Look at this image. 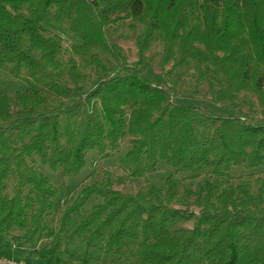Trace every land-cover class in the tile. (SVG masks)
<instances>
[{
	"label": "trees",
	"instance_id": "trees-1",
	"mask_svg": "<svg viewBox=\"0 0 264 264\" xmlns=\"http://www.w3.org/2000/svg\"><path fill=\"white\" fill-rule=\"evenodd\" d=\"M0 69L25 81L0 94V238L47 237L51 264H264V0H0ZM88 150L172 170L61 207L35 162L67 178Z\"/></svg>",
	"mask_w": 264,
	"mask_h": 264
},
{
	"label": "rangeland",
	"instance_id": "rangeland-1",
	"mask_svg": "<svg viewBox=\"0 0 264 264\" xmlns=\"http://www.w3.org/2000/svg\"><path fill=\"white\" fill-rule=\"evenodd\" d=\"M64 38V45L68 43L66 37L62 34ZM119 44L125 49L127 54L128 63H132L138 58L137 48L135 42L131 38H122L119 39ZM147 54V52H146ZM171 65V62L165 65V68H168ZM154 71H159L160 67L155 61L152 65ZM181 70V69H180ZM179 70V71H180ZM25 87V81L23 79L14 78L9 75L6 71L0 69V94H13L17 90H22ZM200 92L196 93L194 97L207 98L206 87L201 84ZM130 136H124L120 142V149L124 150L127 146V142ZM121 150L116 151L107 158H99L94 150H88L86 153V163L84 167L75 175L70 177H61L59 172L52 171L47 166H42L39 161L35 162V165L39 167L54 183L59 187L58 201L61 207H64V204H70L74 201V198L77 197L80 188L82 185H85L86 182L91 180H99L110 176L111 186L113 189H116L121 192H137L147 181H151L157 186H161L167 174L170 172V169L166 164L159 163L155 171L147 173L144 176L133 177L128 174L126 168H124L120 158L122 156ZM93 172V173H92ZM234 173L243 174L245 170L243 168L237 167L234 169ZM176 176L180 179L181 183H186L192 186L193 188H198L204 181L205 175L202 174L196 179L190 180L188 178L183 179L182 177L185 174L177 173ZM97 200V199H96ZM95 201L92 199L89 203ZM88 205V204H87ZM198 213V208L195 206H189L188 210ZM193 224L192 218H181L178 222L179 226L191 227ZM19 234L16 241L13 240L11 232L10 234L0 238V256L4 257H14L24 261L25 264H51L47 262L48 257L46 250L49 246L50 240L47 237L40 236L34 238L31 243L27 244L23 239V233L21 230H15ZM10 251V254H9ZM53 264H78L76 259H66ZM107 262L111 259L110 256L107 258ZM81 260V259H80ZM94 259L90 260V264H94ZM107 264V263H105Z\"/></svg>",
	"mask_w": 264,
	"mask_h": 264
},
{
	"label": "built area",
	"instance_id": "built-area-1",
	"mask_svg": "<svg viewBox=\"0 0 264 264\" xmlns=\"http://www.w3.org/2000/svg\"><path fill=\"white\" fill-rule=\"evenodd\" d=\"M0 264H25L24 261L15 259L14 257L0 256Z\"/></svg>",
	"mask_w": 264,
	"mask_h": 264
}]
</instances>
